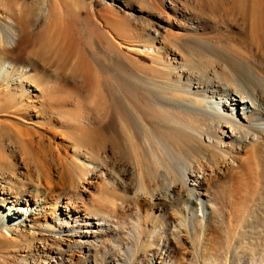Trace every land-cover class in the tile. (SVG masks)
<instances>
[{
  "label": "bare ground",
  "instance_id": "obj_1",
  "mask_svg": "<svg viewBox=\"0 0 264 264\" xmlns=\"http://www.w3.org/2000/svg\"><path fill=\"white\" fill-rule=\"evenodd\" d=\"M257 1L255 0L254 7L261 15L264 0ZM174 6L171 4L170 9L177 15ZM12 13L13 20L9 21L11 28L8 26L6 35L0 36V61L4 60L0 63V69L4 72L2 81L9 83L15 76L20 79L8 92L13 96V112L23 111L20 107H14L20 98L26 96L24 84L29 83L30 87L39 90L43 109L50 116L60 114V109L65 105L59 106L56 103L59 82L56 81L55 75L71 68L72 76L80 89L88 83L91 75L95 74L107 100L106 121L103 129L95 135L81 136L79 139L74 137L75 144L92 152L110 148L119 155L122 162L126 161L124 174L134 175L138 179L135 187L127 189L132 195L130 199L135 198L137 203L145 205V216L142 219L144 228L138 232L134 221L130 224L128 222L131 226L130 231L125 229L128 237L125 238L126 242H123L126 251L121 254L122 262L111 258L103 264H129L133 251L130 245L138 244L141 252L135 264H193L196 256L205 258L207 264H228L230 251H225L226 246L223 243L225 241L229 246L232 242L230 234L233 222L237 221V227L243 226L252 209L248 204L245 205V202L254 200L256 195L264 201V35L260 32L262 26H258L254 38L249 40L252 42L248 41L249 45L239 47L234 43L199 38L198 27L184 25L179 21V26L187 35L197 33V36H191V41L179 44L175 42L180 52L172 49L170 55L167 54V64L176 72L177 79L174 82L159 84L144 78L141 75L142 68L136 66V63L134 65L126 61L119 53L122 47L100 26L95 25L97 38L87 26L80 30L66 26L60 28L56 35L46 34L45 31L36 33L32 30L33 22L28 16L17 10ZM110 21H106L107 24L112 27L117 37L120 36L122 31L117 27V20ZM12 27L19 32L18 44ZM169 36L170 34L160 42L164 47H170ZM26 37L33 38L29 51L22 45V40ZM105 38L110 39V43L119 51L114 54L109 52V48L107 51ZM176 38L185 39L181 36ZM133 39L150 43L149 46L139 45L141 51L160 53V49L154 45L159 39L156 33L153 35L150 32L145 37L144 33L136 32ZM23 49L26 52H23ZM14 51L23 52V61L31 60L35 71L45 70L52 73L33 77L28 75L32 69L28 71L23 67L19 74L16 73L21 67L17 66V62L8 59L9 54ZM18 94H21L20 97ZM57 102L62 103L59 100ZM201 124L206 127L205 131ZM150 157L156 160L152 169L148 165ZM120 165L118 163V166ZM98 168V165L94 166L93 171L99 170ZM235 168L241 169V180L248 174L259 182L257 183L260 188L258 193L254 191L256 195L250 199L251 191L238 179L236 185L238 181L241 183L229 191V199L239 195L247 201L244 200L240 207H232L233 203L229 212H224L217 206V193L211 182L214 184V181L222 179L228 181V174ZM105 173L109 183L100 187L102 194L111 192L113 188L115 191V188L120 186V179L108 170ZM11 186L7 177L0 176V206L6 210L2 212L3 225H17L26 221L32 211L31 202L35 203V207H43V201L36 199L37 194L23 195L19 190L13 191L14 195H11ZM102 199H99L100 202L104 201ZM110 203L106 205L112 207L111 214L97 210L93 212L89 207H85L82 213L81 208L73 211L71 202L67 201L64 209L66 213L71 212L68 216L76 224L65 221L67 225L59 227L58 232L63 233L64 237L55 242V249L50 250L49 259L44 263L72 264L76 257L69 251L71 248H78L84 254L86 264H92V251L97 244L105 240L108 234L119 236L120 232L117 231L120 227L123 228L126 222V211L121 209L124 205L118 208L120 205L117 207V202ZM138 205L133 207L137 209ZM225 213H229L235 221L227 215L231 221L227 219L229 224L226 223L228 221ZM182 216L197 224L196 234L192 231L195 228L191 230L194 236L189 237L182 233V228L186 229L187 225L180 219ZM186 232L190 234L188 230ZM136 236L139 240L135 239ZM223 236L226 240L223 239L221 243ZM255 236L262 239L264 244V229L259 236Z\"/></svg>",
  "mask_w": 264,
  "mask_h": 264
},
{
  "label": "rangeland",
  "instance_id": "obj_2",
  "mask_svg": "<svg viewBox=\"0 0 264 264\" xmlns=\"http://www.w3.org/2000/svg\"><path fill=\"white\" fill-rule=\"evenodd\" d=\"M254 3L255 0H0V36L6 35L7 27L11 26L9 21L12 19L13 10L28 16L33 22L32 30L36 33L45 31L46 34L56 35L60 28L66 26L79 30L87 26L97 38V26H100L103 31L108 32L115 43L122 47L119 51L110 43V39L105 38L107 51L110 50L109 52L112 54L119 51L126 61L128 60L134 65L136 63V66L142 68L141 75L144 78L161 84L174 82L177 79L176 72L171 69L170 64H167L169 63L167 58L172 49L180 52L175 42L179 44L183 41H191V36L198 35L197 37L202 39L220 40L238 44L240 47V45H249L248 41L254 38L253 35L256 34L258 26H262L260 32L264 35V10L260 15L255 10ZM171 4L175 5L177 15L170 9ZM110 20H117V27L120 32L122 31L120 36L117 37L112 27L107 24ZM179 21L184 25L198 27V34L187 35L179 26ZM12 31L18 44L20 41L19 36L17 37L19 32L16 28ZM136 32L144 33L145 37L150 32L153 35L156 33L159 39L154 45L160 49V53L141 51L139 45L149 46L150 43L133 39ZM131 34L132 36H130ZM169 34L170 38L168 37V39L171 40V44L168 48L160 42ZM172 36L173 38H171ZM177 36L186 40H177ZM1 37L0 39H2ZM227 40L230 41L227 42ZM32 43V37L22 40V45L28 51L31 49ZM22 51L26 52L25 49ZM23 52L14 51L8 56V59L17 62V66L21 67L16 73L19 74L22 67L27 68L28 71L32 69L28 75L33 77L52 73L45 70L35 71L31 60L23 61L25 58ZM2 62L4 60L0 61V63ZM66 70L55 75L56 81L59 82V92L55 98L62 103H58L56 99L55 101L59 106H65L60 109L62 111L60 114L50 116L40 102L39 90L30 87L29 83L24 84L26 96L20 98L14 107H20L23 111L14 113L11 104L13 96L8 92L10 88L14 87L13 84L19 82L20 79L19 76H15L13 81L4 82L2 81L4 72L0 69V176L10 180L12 184L10 188L13 189L9 191L11 195H14L13 191L21 190V194L34 193V195L37 194L36 199L40 198L43 201L41 208L35 207V203L31 202V214L27 216L26 221L17 225L1 224L2 212H6V210L0 206V264L47 263L48 256L51 254L50 250L55 249V242L64 237L63 233L58 232L59 227L67 225V223H75L68 216L71 212L66 213L64 209L67 201L71 202L70 207L73 211L81 208L82 213L85 207H89L93 212L101 211L111 214L112 207L106 205L108 202H117L115 203L118 204L117 207L120 205L118 208L124 205L121 209L126 211L124 218L127 223L125 222L122 226L125 228L118 229L119 236L108 234L105 240L97 244L92 251V264H103L111 258L122 262L121 254H125L126 251L123 242H126L125 238L128 237L125 229L130 231L129 227L131 226L128 225V222L130 224L134 221L138 232L144 228L142 219L145 216L143 210L145 205L137 203L135 198L130 199L132 195L128 189L135 187L138 179L134 175L124 174L126 161L122 162L119 155H116L110 148L106 149L105 147L94 152L89 149L86 151V148L75 144L74 141V137L76 139L81 136L90 137L103 129L108 105L102 87L99 85L101 83L94 74L91 75L86 85H82L78 89L72 76V69ZM20 95L18 94V97ZM23 99L25 100L23 101ZM27 109L29 111H26ZM202 126L201 128H204L205 131L206 127ZM150 160H148V165L152 169V166L155 167L156 160L154 159V161L151 157ZM94 163L99 166V170H94L95 172L93 171V167L96 166ZM118 163L121 165L118 166ZM107 170L120 179V186L115 188V191H113L114 188L111 189L112 193L102 194L100 187L109 181L105 173ZM228 175V181L222 179L223 181H214V184L211 182L217 193V206L224 212H229L231 204L234 203L232 207H240L246 200L239 195L229 199V191L241 183L238 181L236 185L238 179L248 186V191H251L249 192L251 193L250 199H253L256 195L255 192L258 193L260 188L259 182L257 181V183L256 179L251 178L248 174L241 180L240 168L233 169ZM252 192H254L253 195ZM257 196L254 200L245 202V205L248 204L247 206L252 209L245 218L243 226L237 227L235 218L229 213H225V216L228 215L235 221L231 227L232 242L229 246L225 241L223 243V239L226 240L225 236L221 237V243L226 246L225 251H230L228 264H264L262 261L264 244L262 239L255 236H259V233L264 229V201ZM101 198L104 200L101 201L103 204L99 200ZM135 204H139L137 209L133 207ZM104 205L106 206L103 207ZM138 209H140L141 215ZM228 216L226 220L231 221ZM180 219L185 221V224L187 223L186 229L182 228V233L189 237L194 236L198 229V226H195L197 224L184 216ZM229 221L226 223L229 224ZM194 228L195 230H192ZM75 229L78 230V228ZM138 236L135 237L136 240H139ZM130 248L131 251L133 250L131 254L133 257H129V264H135L141 248L139 244L130 245ZM70 250L69 252L76 257L72 264H86L84 254L78 248ZM84 252L87 254L86 251ZM193 261V264H207L206 259L202 256H196Z\"/></svg>",
  "mask_w": 264,
  "mask_h": 264
}]
</instances>
